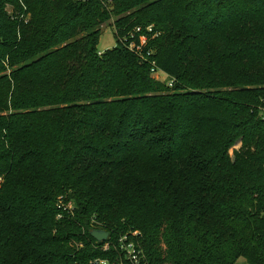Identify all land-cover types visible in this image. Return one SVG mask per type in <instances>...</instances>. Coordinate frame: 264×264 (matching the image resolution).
<instances>
[{
  "label": "trees",
  "instance_id": "16d2710c",
  "mask_svg": "<svg viewBox=\"0 0 264 264\" xmlns=\"http://www.w3.org/2000/svg\"><path fill=\"white\" fill-rule=\"evenodd\" d=\"M125 235L264 264V0H0V264H130Z\"/></svg>",
  "mask_w": 264,
  "mask_h": 264
},
{
  "label": "built area",
  "instance_id": "2783aa9c",
  "mask_svg": "<svg viewBox=\"0 0 264 264\" xmlns=\"http://www.w3.org/2000/svg\"><path fill=\"white\" fill-rule=\"evenodd\" d=\"M147 31L151 32V29L147 28ZM140 32H141L140 28L135 29V34H138ZM130 38H131L130 42H128L126 39L124 43H126V41L128 42L126 46L132 52L138 53L139 49L146 44V38L144 35L138 36V44L135 43L134 36H131ZM147 55H149V53H147ZM152 66H154V64H152ZM151 70H152L153 77L156 76L157 74L159 75L162 74L165 78V75L161 73L160 71H158L155 67H153ZM171 83L172 81H169L168 86H171ZM135 235H136V232L132 234V236H135ZM117 247L123 253L125 260L128 261L130 264H145L143 262L144 258L141 255V252L137 249L136 242L131 237L125 235V236L118 238ZM109 248H110V245L105 244L102 249L107 251ZM97 264H121V262L111 263L109 261H100V262H97Z\"/></svg>",
  "mask_w": 264,
  "mask_h": 264
},
{
  "label": "rangeland",
  "instance_id": "374dc122",
  "mask_svg": "<svg viewBox=\"0 0 264 264\" xmlns=\"http://www.w3.org/2000/svg\"><path fill=\"white\" fill-rule=\"evenodd\" d=\"M111 23H113V21H111ZM116 40L114 37V33L112 28H110L109 26H103L101 28V34H100V39H99V43L97 45V52L98 54H102L107 50H110L112 48H114L116 46ZM156 79L160 80V81H164V76L162 74H157L156 76H154ZM240 149V144H237L235 147H233L230 152L229 155L231 157V159H233V152L234 151H238ZM235 264H248L243 258H239Z\"/></svg>",
  "mask_w": 264,
  "mask_h": 264
},
{
  "label": "water",
  "instance_id": "95a60500",
  "mask_svg": "<svg viewBox=\"0 0 264 264\" xmlns=\"http://www.w3.org/2000/svg\"><path fill=\"white\" fill-rule=\"evenodd\" d=\"M90 236L97 242H105L108 239V233L102 230H92Z\"/></svg>",
  "mask_w": 264,
  "mask_h": 264
}]
</instances>
